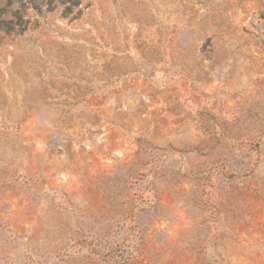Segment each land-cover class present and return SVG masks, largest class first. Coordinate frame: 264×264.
I'll use <instances>...</instances> for the list:
<instances>
[{"label": "rangeland", "instance_id": "rangeland-1", "mask_svg": "<svg viewBox=\"0 0 264 264\" xmlns=\"http://www.w3.org/2000/svg\"><path fill=\"white\" fill-rule=\"evenodd\" d=\"M62 9L0 0V264H264V0Z\"/></svg>", "mask_w": 264, "mask_h": 264}, {"label": "trees", "instance_id": "trees-1", "mask_svg": "<svg viewBox=\"0 0 264 264\" xmlns=\"http://www.w3.org/2000/svg\"><path fill=\"white\" fill-rule=\"evenodd\" d=\"M80 4V0H61V5L63 6L62 9V16L66 17L72 14L74 8L78 7ZM80 10H78L72 18H76L79 16ZM13 19H17L15 15H12V21H0V27H3L6 30L14 29L16 32H23L25 30L24 26L21 24H13ZM17 27V28H15Z\"/></svg>", "mask_w": 264, "mask_h": 264}]
</instances>
